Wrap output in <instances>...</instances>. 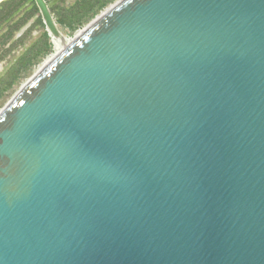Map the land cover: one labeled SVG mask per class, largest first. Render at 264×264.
I'll list each match as a JSON object with an SVG mask.
<instances>
[{"label": "water", "instance_id": "obj_1", "mask_svg": "<svg viewBox=\"0 0 264 264\" xmlns=\"http://www.w3.org/2000/svg\"><path fill=\"white\" fill-rule=\"evenodd\" d=\"M0 264H264V0H124L33 79Z\"/></svg>", "mask_w": 264, "mask_h": 264}, {"label": "rangeland", "instance_id": "obj_2", "mask_svg": "<svg viewBox=\"0 0 264 264\" xmlns=\"http://www.w3.org/2000/svg\"><path fill=\"white\" fill-rule=\"evenodd\" d=\"M46 1L67 41L60 49L47 33L37 5L29 0L0 2V115L76 39L124 0H114L89 18L87 15L105 0H90L87 5L85 0Z\"/></svg>", "mask_w": 264, "mask_h": 264}, {"label": "bare ground", "instance_id": "obj_3", "mask_svg": "<svg viewBox=\"0 0 264 264\" xmlns=\"http://www.w3.org/2000/svg\"><path fill=\"white\" fill-rule=\"evenodd\" d=\"M3 0H0V2ZM59 29V28H58ZM47 33L49 34V36L52 39L53 44L55 45V47L57 49H60L61 47H65L66 43V38L64 37V35L61 33V35H57L55 34L51 29L46 28ZM60 31V30H59ZM61 32V31H60Z\"/></svg>", "mask_w": 264, "mask_h": 264}, {"label": "trees", "instance_id": "obj_4", "mask_svg": "<svg viewBox=\"0 0 264 264\" xmlns=\"http://www.w3.org/2000/svg\"><path fill=\"white\" fill-rule=\"evenodd\" d=\"M34 6H36V3H35V1L34 0H29ZM89 1L90 0H85V1H83V4L84 5H87V3L89 4ZM114 0H105V1H103L98 7H97V9H94V10H92L91 12H92V14H90V15H87V17L89 18V17H93L95 14H97V12L100 10V9H102L103 7H105L106 5H108L109 3H111V2H113ZM81 4H82V2H81ZM37 7V6H36ZM77 7H80V5L78 6L77 5ZM77 7L76 8H73L72 10H75V9H77ZM38 8V7H37ZM81 23H83V21L81 22ZM51 38V37H50ZM52 40V39H51Z\"/></svg>", "mask_w": 264, "mask_h": 264}]
</instances>
